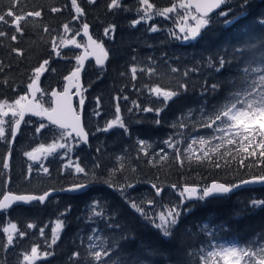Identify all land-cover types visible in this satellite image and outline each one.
I'll list each match as a JSON object with an SVG mask.
<instances>
[{"label": "trees", "instance_id": "trees-1", "mask_svg": "<svg viewBox=\"0 0 264 264\" xmlns=\"http://www.w3.org/2000/svg\"><path fill=\"white\" fill-rule=\"evenodd\" d=\"M65 2L70 3V0H21V8L24 11L44 9L43 18H29L24 22V33L18 35L17 41L0 38V61L10 66L5 67L4 72L0 73V79L4 77L9 79L7 86L0 84V100L7 98L11 101L23 94L29 82L31 70L51 55L50 67L57 71L55 73L46 72L40 80V86L46 93L43 102L45 106H49L47 93L54 87L61 88L63 76L67 75L75 64L74 59H62L52 54V40L53 38L59 39L65 34L62 27L65 23H69L72 29L69 33L71 37L80 28L81 23H88L95 39L103 41L106 49L109 50V60L103 70L93 62H88L82 72V83L87 89L84 92L85 105L82 117L85 130L89 133V144L74 147L71 157L73 160L79 157L81 166L89 175H72V169L65 170L61 175L62 165L67 160L62 152H56L34 163V168L38 167L39 163H43L49 168L50 175L42 172L37 174L34 171L31 178L26 179L27 166L33 162L29 161L23 153L31 151L41 143L50 144L53 139V132L49 129H43L40 134H36L35 127L38 126L40 119L28 117L25 120H31V123L22 124L21 131L12 145L10 170L7 173L11 180L7 188L4 186V177L0 175V197L5 191L15 194H42L49 189L61 190L74 183H89L90 186L77 194H55L49 197L44 205L38 203L17 205L7 212H0V264H19V254L30 250L33 244L41 245L42 251L54 250L56 253L47 260L38 261L37 264H65L71 252L74 250L83 252L91 227L86 220L87 205L92 200H100L108 205L110 210H117L119 213L115 220L122 227L115 231L107 230L105 235L119 239L123 233L125 236L132 237L128 247L137 249L136 251L122 252L119 248L115 249L118 257L114 256L113 259L119 258L121 264H132L133 260L143 261V264H199L200 248L209 240L215 243L234 240L239 243L254 239L259 243L261 237L264 236V208H251L250 200L264 199V186L242 188L226 196L208 198L203 202L194 200L181 205V208L187 211L182 212L171 243L163 242L158 230L147 224L126 201L135 200L141 203L143 200L162 199L167 196L166 204H176L180 198L174 190L165 187L164 194L161 197H155L151 183L158 185L177 183L180 187L185 182H195L204 186L213 180L227 182L231 179V175L222 169L213 171L207 165H189L186 158H184L185 168L180 170L179 162L175 161V154L172 150H167L169 152L167 162L159 161L157 157L152 164L148 163L152 154L159 147H163L161 141L169 135H174V138L181 142L180 147L183 149L186 146L185 142L190 141L192 137H207L211 134L210 129L199 128L198 125L193 128V124L200 119L198 112H194L192 118L183 116L182 119L187 122L188 127H179L177 118L181 117V113L185 112L188 107L194 109L197 107L198 95L196 93L190 92L187 96L170 103L161 113L160 126H155L153 123L156 119L154 112L144 113L133 109V112L129 113L128 108L132 107V101H137L141 108L161 106L160 101L149 96L145 85L175 86V74L170 73L169 67L161 59L165 53L168 57L182 58L185 61H201L204 71L190 77V80L196 84L203 83V79L211 83L220 77H226L230 71H235L245 58L249 60L255 58L259 63L264 57L261 39L254 40L253 48L245 46L252 38H264V26L257 23L259 14L264 13V0H250L249 14L238 23L225 26L218 15L220 11L229 7L233 9L231 15H237L241 11L242 0H230L229 4L222 6L220 10L212 14L211 25L197 40L186 43L168 37L169 30L175 29L176 14H169L171 17L169 19L154 17L147 24L141 23L133 28L131 21L137 18L136 0H122L124 6L131 8V11L127 12L122 10L110 12L107 9L108 0H96L95 5L89 4L88 0H79L86 13L80 21L72 20L67 11L57 14L47 11L51 6H60ZM152 2L162 8L170 6L175 0H152ZM8 4L9 0H0V10ZM113 23L116 25L114 36L112 38L104 36V28ZM151 24H156L160 30L156 33H149L148 27ZM45 27L49 28L48 32H44ZM175 30L178 31V29ZM7 31L9 34L12 33L10 28ZM75 39L83 44L82 36H76ZM12 46L22 50V55L10 53L9 49ZM62 54L73 56L78 54V51L74 47H68L62 49ZM133 56L136 57L135 60ZM149 56L155 58L156 64L148 60ZM220 56H226L233 63L230 68L226 67L220 76H217L214 71H209L203 62L210 57ZM169 64L179 66L178 61L169 60ZM133 65L138 68L135 81L131 79L130 67ZM149 66L155 68L154 75L149 76L139 71L140 68ZM14 87L15 91H13ZM224 94L225 89L222 88L217 96L208 97L209 106ZM117 96L121 97L119 101L115 99ZM123 96H127L128 100L122 99ZM97 97L100 100L101 115L99 117L92 115L93 109L97 107ZM117 102L120 104L121 116L129 128L130 135H125L119 128L108 133H96L98 126L103 127L106 120L115 118ZM173 122L177 124L175 128L170 127ZM137 138L152 143L149 157L140 153L139 161L135 160L137 155L135 148L138 147ZM214 143H219V141ZM97 148L101 149L99 153L96 151ZM7 150L8 145L0 142V159L4 157ZM121 158L125 163L123 172L119 171L118 161ZM96 163H99L101 167L94 169ZM129 163L137 168V173L128 170ZM110 170L115 171V177L112 179L108 176ZM93 171L95 175L92 174ZM181 171L185 177L184 180L180 179ZM196 171L200 172V176L195 175ZM157 176L160 177L159 180ZM106 180L116 184L117 187L125 183H132L135 186L126 188L122 195L120 191L108 187ZM161 199L158 202H161ZM69 205L71 211L66 216L60 217L59 214ZM57 218L65 220L66 226L57 245L53 246V249H46L44 241L50 239L51 225ZM9 221L16 223L18 229L25 231L26 235L23 238L17 237L14 245L10 246L5 253L2 245L6 243V236L2 229ZM28 223H33L35 227L28 229ZM204 223L208 225L207 231L203 229ZM41 227L45 228L44 237L39 234ZM129 229L131 231H128ZM135 241H139L142 250L138 248Z\"/></svg>", "mask_w": 264, "mask_h": 264}, {"label": "snow or ice", "instance_id": "snow-or-ice-1", "mask_svg": "<svg viewBox=\"0 0 264 264\" xmlns=\"http://www.w3.org/2000/svg\"><path fill=\"white\" fill-rule=\"evenodd\" d=\"M89 4H96V0H88ZM230 3V0H175L170 6L157 7L152 0H136L137 7L135 9L137 18L131 21V26L135 28L141 23H148L154 17L171 18L169 14H176L175 30H169L168 37L172 40L181 42H190L197 40L212 23V14L222 6ZM250 0H242L240 4V13L231 15L233 9L231 7L220 11L219 17L225 26H231L245 18L249 12ZM107 9L110 12L116 11H131V8L123 5L122 0H108ZM47 11L51 14H57L67 11L72 20L80 21L81 17L85 16V10L79 3V0H70V3H63L60 6L53 5ZM44 9L37 8L32 11H24L21 8V0H9V4L3 10H0V38H7L10 41H17L18 35H23V23L29 18H43ZM74 13V15H72ZM257 23L264 26V13L259 14ZM65 34L72 32L69 23L63 24ZM89 24L83 22L80 28L75 31L71 39L53 38L51 43V52L55 57L62 59H74L75 64L69 73L63 76L65 82L62 90L52 89L47 93L49 106H45L43 98L46 95L45 91L40 87L41 77L48 71L55 73L57 69L50 67V60L43 59L31 70V74L26 84V89L23 94L18 95L15 99L9 101L7 98L0 100V142L8 145L7 153L0 159V175L4 177V186L7 188L11 177L8 175L10 170V160L12 157V145L16 140L18 133L21 131L22 123H31V120H25L26 115L39 117L38 126L35 127V133L40 134L43 129H49L53 132V139L50 144L41 143L38 147L31 151L23 153L29 161L26 179L31 178L33 172L37 174L42 172L45 175H50L49 168L39 163L38 167L34 168V163L39 162L41 156L45 159L53 155L59 149H63V157H67V161L62 165L61 175L65 170L72 169V175L84 174L88 176L85 168L81 166L79 157L72 159L71 153L74 147L80 144H89V133L85 130L82 121V114L85 105L84 88L81 83V74L85 70V61L94 59L95 65L101 70L104 69L106 62L109 60V50L106 49L103 41H98L89 33ZM12 29L9 34L7 29ZM116 25L110 24L105 27L103 34L106 37L114 36ZM44 32H48L49 28L45 27ZM160 29L156 24H151L148 27L149 33H156ZM83 36L87 38V43L78 42L75 37ZM261 39V46L264 47V38H252L247 43V48L255 46L254 40ZM73 46L76 49H83L80 54L66 56L62 54V49ZM151 47V45H149ZM10 53L22 55V50L12 46L9 49ZM166 57V58H165ZM136 57L133 56V60ZM162 62L170 69V73L175 74V86L163 87L160 84L145 85L149 96L155 97L161 102L160 107L153 108L151 106L141 108L137 101H132V107L128 108V112L136 111L144 113H155L156 119L153 121L155 126L161 124V113L165 111L168 105L176 102L181 97L187 96L190 92L198 95L197 107L186 108L185 112L181 113V117L177 118L180 128H187L188 124L182 117H193L194 112L199 113L200 119L193 124V128L197 125L199 128L210 129L211 134L207 137L194 136L190 141H186V146L181 149L180 141L174 138V135H169L161 141L163 147H159L149 158L148 163L152 164L158 157L159 161L167 162L169 152L172 150L175 154V161L179 162L180 170L185 168L184 158L189 162V165H207L213 171L222 169L227 174L231 175V179L227 182L213 180L210 184L201 186L195 182H185L178 187L177 183L169 185H158L151 183V188L154 190L155 197H161L165 192V187H170L178 195L179 204H173L171 207L164 206L166 210L158 211L155 215L146 212L145 209L135 200L126 201L130 203V208L139 214L147 224L158 230L160 238L165 243H171L173 232L179 225V220L184 210L181 205L187 201L198 200L206 201L208 198L222 197L231 194L234 190L248 185L264 186V57L257 63L255 58L249 60L245 58L235 71H230L226 77H220L215 82L209 83L207 79H203V83L196 84L190 80V77L204 71L201 61H185L182 58L168 57L164 54L161 58ZM148 60L152 64H156L154 57L149 56ZM169 60L179 62V66L169 64ZM215 61V63H214ZM206 64L209 71H214L217 76L230 68L233 61L228 60L226 56L218 58L210 57L203 62ZM191 64V66H189ZM5 67L0 61V73H3ZM131 79H137L138 68L133 65L130 67ZM139 71L145 72L151 76L155 74V68L149 66L140 68ZM124 75V73H121ZM0 84L7 86L9 79L4 77L0 79ZM230 85L228 88L226 86ZM225 89V94L215 103L209 106L208 97L217 96L221 89ZM15 87L13 91H15ZM137 91H140L137 89ZM40 94L39 96L37 94ZM78 98V105L74 106L73 97ZM117 101L121 97H115ZM122 99L128 100L127 96ZM97 107L93 109L92 115L99 117L100 100L96 98ZM44 121H47L45 123ZM176 122H173L170 127L175 128ZM122 129L125 135H130L129 128L121 116L120 104L115 105V118L105 121L103 127H97L96 133H108L113 129ZM95 134V133H94ZM183 135V133H179ZM219 141V143H214ZM138 147L135 148L137 153L135 160L141 159L140 153L145 157H149V149L152 148V143L137 138ZM222 149V150H221ZM96 151L99 153L100 148ZM119 171L125 170L123 158L119 161ZM101 165L96 163L94 169L100 168ZM128 170L137 173V168L129 163ZM95 175V171L92 172ZM196 176H200V172H195ZM110 179L115 177V171L108 172ZM160 177L157 176V180ZM180 179L184 180L183 172H180ZM203 179V177H201ZM108 187L120 191L124 194L126 188H132L135 185L132 183L116 184L106 180ZM89 183H74L61 191L65 192H81L89 187ZM55 189H49L42 194H15L11 191H5L0 198V212H7L14 205H33L38 203L44 205L45 202L52 196ZM147 205L151 206L155 203L153 199L147 200ZM250 207L254 209L264 208V199H251ZM71 211L69 205L60 217L66 216ZM111 213V214H110ZM117 210H110L109 206L100 200H92L87 205V223L91 225L89 233L86 237L87 244L85 250H74L68 256L65 264H121L115 249L119 248L122 252L136 251L130 249L129 242L132 237L125 236L123 233L119 239L105 235L107 230L121 228L122 226L116 222L115 217L118 215ZM102 225V226H101ZM66 226L65 220L57 218L55 226L51 228L50 239H45L44 245L46 249H53L60 240L61 234ZM35 225L28 223L27 228L33 229ZM203 229L208 230V225L204 224ZM6 236V243L2 245L5 253L10 246L14 245L17 237L23 238L26 235L25 231L18 229L17 224L11 221L2 229ZM128 231H131L130 229ZM41 237L45 236V228H39ZM83 243V241H81ZM140 250L139 241H135ZM54 250H41V245L33 244L30 250L23 251L19 254V264H37L38 261L47 260L54 256ZM199 264H264V236L257 243L254 239L245 240L239 243H215L209 240L207 244L200 248L198 257ZM132 264H143V261L133 260Z\"/></svg>", "mask_w": 264, "mask_h": 264}, {"label": "rangeland", "instance_id": "rangeland-1", "mask_svg": "<svg viewBox=\"0 0 264 264\" xmlns=\"http://www.w3.org/2000/svg\"><path fill=\"white\" fill-rule=\"evenodd\" d=\"M60 38H64V39H71L72 37H71V35L68 33V34H64L62 37H60ZM59 38V39H60ZM78 42H80V41H78ZM81 43V42H80ZM69 47H73V46H69ZM68 48V47H67ZM63 49H66V48H63ZM57 152H62V155H63V152H64V150L63 149H59V150H57ZM44 159V157L43 156H41V159L40 160H43ZM66 160H67V157H66ZM161 198H156L154 201H155V203L152 205V206H150V207H148L147 206V200H143L141 203H138V204H140L144 209H145V211L146 212H150V213H152L153 215H155L158 211H164V210H166L165 208H164V206L166 205V206H168V207H171L173 204H175V203H173V204H166V199H167V196H165V198H162L161 199V202H158L159 200H160ZM176 204H179V202L178 203H176ZM204 224H206V223H204ZM55 226V221H53L52 222V225H51V227H54ZM220 243H236L234 240H226V241H223V242H220Z\"/></svg>", "mask_w": 264, "mask_h": 264}, {"label": "water", "instance_id": "water-1", "mask_svg": "<svg viewBox=\"0 0 264 264\" xmlns=\"http://www.w3.org/2000/svg\"><path fill=\"white\" fill-rule=\"evenodd\" d=\"M219 10V9H218ZM217 10V11H218ZM216 11V12H217ZM215 12V13H216ZM214 14V13H213ZM89 33H90V35H92L91 34V31H90V28H89ZM93 36V35H92ZM83 37V36H82ZM84 38V44H86L87 43V38L86 37H83ZM94 38V37H93ZM95 39V38H94ZM79 50V54L80 53H82L83 52V49L81 48V49H78ZM93 62L94 64H95V61H94V59H89V60H87V61H85V65H86V63L87 62ZM65 82L63 81V84H64ZM81 83H82V74H81ZM83 84V83H82ZM63 86V85H62ZM53 89H56V90H58V91H60V90H62V88L61 89H57L56 87L55 88H53ZM51 92V91H50ZM49 92V93H50ZM39 94V93H38ZM37 94V95H38ZM75 100L77 101V105H78V98L77 97H73V103H74V106H75ZM27 117H32V118H38V119H40L39 117H35V116H30V115H26V117H25V119L27 118ZM82 121H83V119H82ZM45 122H47V121H45ZM23 124V123H22ZM22 126V125H21ZM211 183V182H210ZM209 183V184H210ZM259 186H262V185H259V184H256V185H248V186H242V187H240V188H238V189H236V190H234L233 192H235V191H237V190H240V189H242V188H252V187H259ZM86 190V189H85ZM85 190H83V191H85ZM83 191H81V192H83ZM81 192H65V191H61V190H55L54 192H53V194L52 195H55V194H58V193H67V194H76V193H81ZM232 192V193H233ZM0 198H2V196L0 197ZM19 205H23V204H19ZM14 206H17V205H14ZM13 206V207H14Z\"/></svg>", "mask_w": 264, "mask_h": 264}]
</instances>
